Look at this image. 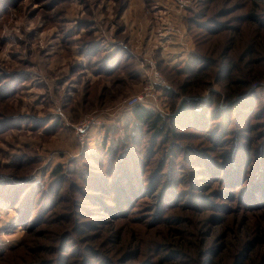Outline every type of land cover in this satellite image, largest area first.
I'll return each instance as SVG.
<instances>
[{
  "label": "rangeland",
  "instance_id": "rangeland-1",
  "mask_svg": "<svg viewBox=\"0 0 264 264\" xmlns=\"http://www.w3.org/2000/svg\"><path fill=\"white\" fill-rule=\"evenodd\" d=\"M242 223L264 264V0H0V264H210Z\"/></svg>",
  "mask_w": 264,
  "mask_h": 264
},
{
  "label": "trees",
  "instance_id": "trees-1",
  "mask_svg": "<svg viewBox=\"0 0 264 264\" xmlns=\"http://www.w3.org/2000/svg\"><path fill=\"white\" fill-rule=\"evenodd\" d=\"M199 72V70L195 71L196 74H198ZM132 114V117L135 121V125L131 128L130 133L136 130L137 128H141L143 126H150L153 129L162 132L168 125L161 115L156 114L152 109L140 104L132 108ZM56 171L59 172V170ZM244 224L242 223L240 225L235 240H233L229 246H226L225 250L219 252L215 257L213 256L212 258H210V264H255V262L253 261L246 260L248 257L246 259H243V257L240 256L238 257L237 261L234 260L233 249L242 245L241 237L243 234ZM212 249L213 247L211 246V250ZM182 252L183 251L180 250L178 253ZM174 262L175 261H173L172 263Z\"/></svg>",
  "mask_w": 264,
  "mask_h": 264
},
{
  "label": "built area",
  "instance_id": "built-area-1",
  "mask_svg": "<svg viewBox=\"0 0 264 264\" xmlns=\"http://www.w3.org/2000/svg\"><path fill=\"white\" fill-rule=\"evenodd\" d=\"M165 83V80L161 73L154 69L152 70L151 77L148 79L147 84L136 94L129 96L126 100L128 107L131 109L140 104L147 108L154 109L153 105L158 100V88L157 86H161ZM99 120L92 119L91 123H98ZM90 125L89 121H84L77 125V130L80 132H85L87 127Z\"/></svg>",
  "mask_w": 264,
  "mask_h": 264
}]
</instances>
